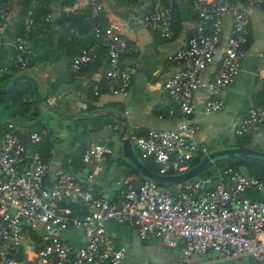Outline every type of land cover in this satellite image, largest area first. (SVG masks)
Returning <instances> with one entry per match:
<instances>
[{"label":"built area","instance_id":"obj_1","mask_svg":"<svg viewBox=\"0 0 264 264\" xmlns=\"http://www.w3.org/2000/svg\"><path fill=\"white\" fill-rule=\"evenodd\" d=\"M90 18L101 20L92 27V42L71 57L73 72L86 67L103 46L104 81L112 95L126 96L132 71L121 63L130 50L117 25L107 21L96 0H89ZM253 6L264 0H244ZM192 11L198 21L170 61L180 67L162 84L171 104L168 115L175 126L149 130L144 135L135 131L125 134L141 158L151 157L160 175H178L187 171L188 162L204 156L207 150L194 142L197 127L188 123L193 94L205 90L204 114L218 112L228 86L240 70L242 46L246 41L248 20L235 0H193ZM10 13L8 3L0 1V22ZM230 20V34L221 45L223 18ZM46 14L42 20L49 19ZM144 25L165 41L173 38L168 9L155 5L143 20ZM35 23L28 16L22 33L15 38L13 67L18 72L28 66L26 40ZM76 36L72 31L66 41ZM219 54L213 75L202 82L200 74ZM264 108L250 110L239 122L235 135L241 137L260 121ZM0 139V247H22L28 241L35 245V264H119L125 250L106 235L109 222L133 230L140 241L159 242L164 248H178L175 264H214L216 254L223 259L247 256L250 264H264V177L245 176L227 166H213L207 175L181 183L179 190L162 188L143 179L134 184L124 181L117 191L119 204L94 187L92 173L75 178L66 169L50 170L34 152L27 154L12 124L5 125ZM41 129L29 134L32 146L45 139ZM111 149L94 144L81 155L83 164L91 166ZM252 192L259 200L248 199ZM81 230L83 245H73L60 234ZM33 233L34 240L29 238ZM0 264H22L0 253Z\"/></svg>","mask_w":264,"mask_h":264},{"label":"crops","instance_id":"obj_2","mask_svg":"<svg viewBox=\"0 0 264 264\" xmlns=\"http://www.w3.org/2000/svg\"><path fill=\"white\" fill-rule=\"evenodd\" d=\"M59 2L57 0L49 7L50 17L45 25L40 29L35 27L27 37L28 66L22 72L14 69L12 57L15 38L24 27V23L18 27L21 0L8 2L9 16L0 22V75L9 79L21 74L30 76L38 85L42 102L37 101L30 84H23L18 89L21 99L27 102L24 113L9 99L0 97V139L6 132L5 125L12 124L27 154L34 152L51 171L66 169L77 179L92 173L94 187L107 194L117 206V191L123 182L136 185L143 180L120 156L118 135L121 126H126V133L133 130L144 135L149 130H165L176 125L177 119L168 115L171 104L163 94L162 84L180 69L170 58L191 34L196 21L189 14L190 0H96L107 21L117 25L130 47L121 58V63L132 71L127 95H112L107 87H98L103 61L98 68L87 65L77 72L70 68L71 57L88 45L89 32L87 29L81 34L76 32L71 42L66 41L60 17L89 15L90 1L70 0L61 7ZM33 5L31 3L30 7ZM155 5L168 10L171 6L175 8L177 18L172 21L173 38L170 41L161 39L143 23L151 6ZM241 10L248 20L246 41L242 46L240 70L225 92L221 110L204 114L205 90L198 89L193 94L192 111L187 117L188 123L197 127L194 142L207 151L235 147L239 141L243 147L264 151V111L252 130L241 137L235 135L239 122L250 110L264 108V5L256 7L245 2L241 4ZM29 15L30 12L27 17ZM229 34L230 20L226 16L222 23L221 45ZM218 59L219 54L200 74L202 82L211 78ZM51 110L87 115L65 122L56 118ZM41 129L47 131L46 138L32 146L29 134ZM94 144L106 146L112 152L96 157L91 166L85 165L81 155ZM245 196L251 200L260 199L252 192ZM105 232L116 246L125 250L119 264H153V257L157 264H175L177 261L178 248L167 249L159 242L155 245V241H140L133 230L123 225L109 222ZM60 236L73 247L81 246L85 241L81 230L63 231ZM34 250L35 245L28 241L17 249L0 247V253L22 264H35ZM141 257L144 260L139 262ZM211 258L214 264H250L247 256L223 259L212 254Z\"/></svg>","mask_w":264,"mask_h":264},{"label":"trees","instance_id":"obj_3","mask_svg":"<svg viewBox=\"0 0 264 264\" xmlns=\"http://www.w3.org/2000/svg\"><path fill=\"white\" fill-rule=\"evenodd\" d=\"M0 1L5 2V3L9 2V0H0ZM69 1L70 0H60L59 6L60 7L65 6ZM192 1L193 0H190V4H189V14L191 15V18L193 20H195L197 23L198 18L196 16V14L191 9ZM235 1H237L240 4L245 3L244 0H235ZM55 2H57V0H21V6L22 7H21V12H20L21 16L19 19V26L18 27L20 28L23 25L24 20L27 17V13L30 12L29 17L35 23L36 29H40V27L45 25V23H43L42 18L46 14L49 13V7L51 5H53ZM31 3L34 4L32 7H30ZM152 6L150 8V11L153 9ZM168 11H169V16H170V20H171L170 26H171V30L173 31L172 21H173L174 17L177 18V13L175 11V8H173V6H171L170 10H168ZM99 23H101V20L96 19V18H90L89 15H87L85 17L63 15L60 17V25L63 26V36H65L64 38H66V36H68V34H69L68 32L70 30H74L78 34H81L86 29L89 32L92 27L98 25ZM19 33H21V32H19ZM87 36L90 39L89 33L87 34ZM72 39L73 38H71L68 42H71ZM91 42H92V39H90L88 45ZM87 46H84V47H87ZM104 54H105V48L103 46H100L98 48V51H97L95 57L87 65L88 66L91 65V66H93V68L100 67V64L102 63L103 58H104ZM9 80H10L9 78L0 75V84L7 83V82H9ZM23 84L28 85L29 83H27L25 81L18 82L12 91H10L9 93H6L4 95H0V97L9 99L13 105H16L20 110H23V113H24V111H26L24 109V107L27 105V102H25L24 100L21 99V95L18 92L19 86H21ZM101 86L107 87L103 80H101V84L98 87H101ZM138 135H140V134H138ZM235 147H243V145L240 142H236ZM133 151L135 152L140 163L147 170H149L152 173L159 174V172H158L159 167L157 164L154 163L153 158H151V157L141 158V156L134 149H133ZM200 159H201L200 156L193 157L188 162V168H191L192 166L197 164ZM213 166H227L228 168H231L233 170L241 171L247 177H253V178L258 179V180H260L264 177V159H260V158H251V157L242 158V157H236V156L218 158V159L213 160V162L210 164V166L205 168L199 175H207L209 173L211 167H213ZM130 169L135 174L138 175V173L131 166H130ZM175 184H177V183H175ZM175 184H165V185H159V186L162 188H169L170 186L175 185ZM29 238L31 240H34L35 239L34 234L30 233Z\"/></svg>","mask_w":264,"mask_h":264},{"label":"water","instance_id":"obj_4","mask_svg":"<svg viewBox=\"0 0 264 264\" xmlns=\"http://www.w3.org/2000/svg\"><path fill=\"white\" fill-rule=\"evenodd\" d=\"M21 81H25L30 84L31 88L33 89L37 97V101L41 103L42 99L38 93V85L30 76L26 74L15 76L11 78L9 82L0 84V95H4L12 91L15 85ZM50 112L56 118L65 122H69L73 119L82 118L87 115V114H82V115L65 114V113L57 112L55 110H51ZM121 122H124V120H121ZM125 134H126V126L123 124L121 126V131L118 135L121 158L128 161L131 167L138 173V175L142 179L149 180L152 183L156 184L157 186L165 185V184L183 183L189 180L190 178L199 175L205 168L210 166L213 160L218 158L236 156L242 158L251 157V158L264 159V151L256 150L248 147H231L225 149L211 150L208 151L206 155L202 156L197 164L187 169V171H185L184 173L178 175H160L150 172L140 163L138 158L135 156V153L133 152L130 142L124 137Z\"/></svg>","mask_w":264,"mask_h":264},{"label":"rangeland","instance_id":"obj_5","mask_svg":"<svg viewBox=\"0 0 264 264\" xmlns=\"http://www.w3.org/2000/svg\"><path fill=\"white\" fill-rule=\"evenodd\" d=\"M240 142V141H239ZM133 148H134V150L137 152V149L133 146ZM197 176H199V175H196V176H194V177H192V178H190L189 180H187L188 182H191V181H193L194 179H196V177ZM180 183H177V184H175V185H172V186H170L169 188L170 189H172V190H174V191H177V190H179V188H180ZM159 245L156 241H155V245ZM144 259H143V257H141L140 259H139V262H142ZM156 262V263H155ZM151 263H153V264H157L158 262L155 260V258L153 257L152 258V261H151Z\"/></svg>","mask_w":264,"mask_h":264}]
</instances>
